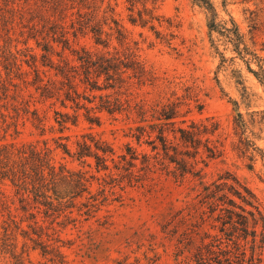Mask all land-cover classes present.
I'll list each match as a JSON object with an SVG mask.
<instances>
[{
    "label": "trees",
    "instance_id": "1",
    "mask_svg": "<svg viewBox=\"0 0 264 264\" xmlns=\"http://www.w3.org/2000/svg\"><path fill=\"white\" fill-rule=\"evenodd\" d=\"M125 2L133 26L154 29V21L160 22L158 0ZM191 2L208 15V28H217L213 0ZM117 6L118 0H0V262L27 264L30 251L39 250L53 264L64 263L61 230L70 223L77 227L73 208L87 219L100 207L122 205L126 187L147 180L150 188L156 185L147 173L159 164L194 193L181 200L182 208L169 209L167 230L163 222L167 236L159 246L166 251L167 240L188 253L175 264H264V207L229 171L205 180V168L221 154L208 136L216 125L185 118L189 110L181 109L182 101L142 95L141 87L155 76ZM232 33L241 37L236 25ZM247 68L264 79L261 66L260 72ZM105 114L121 116L125 136L150 151L127 142L116 153L89 129L65 133L81 121L100 126ZM236 115L244 131L241 113ZM27 125L40 138L17 141ZM111 217L98 224L110 229ZM98 231L90 228L87 236ZM107 233L120 239L119 230ZM153 246L152 255L143 256L161 264Z\"/></svg>",
    "mask_w": 264,
    "mask_h": 264
},
{
    "label": "rangeland",
    "instance_id": "2",
    "mask_svg": "<svg viewBox=\"0 0 264 264\" xmlns=\"http://www.w3.org/2000/svg\"><path fill=\"white\" fill-rule=\"evenodd\" d=\"M213 3L217 10L214 30L208 28L204 9L191 0H158L155 13L161 18L160 22L154 21V29L128 22L125 0H118L116 10L131 40L139 43L140 58L155 76L154 82L147 81L141 87L142 95L162 102L182 101L181 109L189 110L185 118L216 125L213 134L208 136L221 154L205 168V180L211 181L218 173L229 171L256 194L264 207V79H258L247 68L249 64L260 72L261 66L264 71V0H213ZM235 25L241 34L239 39L232 33ZM82 42L90 44L89 39ZM237 112L245 123L244 131L235 124ZM124 126L121 116L113 119L105 114L100 126L90 127L81 121L65 133L89 129L112 143L116 153L127 142L149 152V146H139L133 138L125 136ZM22 131L17 141L40 138L29 125ZM44 137L49 138L51 134ZM73 139L72 136L70 141ZM60 156L56 151V159ZM249 164L253 169L248 168ZM162 168L157 164L153 172L147 173L156 180L153 188H150L152 180L145 181L143 186L126 187L122 205L114 202L109 207H100L95 217L87 219L73 208L71 215L77 218V227L70 223L61 230L66 242L62 248L65 262L57 264H133L135 256L139 257L137 264H151L143 256L146 252L152 255L151 245L160 254L159 263L182 261L188 253L177 251L174 242L165 240L166 251L159 246L167 236L163 222L167 230L169 209L175 212L182 208L179 207L181 200H190L194 193ZM96 187L94 182L93 189ZM106 214H111L114 222L110 229L98 224ZM62 219L60 216L57 221ZM90 228L99 231L89 237ZM116 230L121 232L118 240L107 233ZM29 259L31 262L27 264H53L39 250H31ZM0 264L5 262L2 260Z\"/></svg>",
    "mask_w": 264,
    "mask_h": 264
}]
</instances>
